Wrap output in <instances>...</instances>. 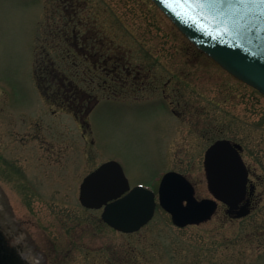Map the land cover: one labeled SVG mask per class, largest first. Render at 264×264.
I'll list each match as a JSON object with an SVG mask.
<instances>
[{"label":"rangeland","instance_id":"rangeland-1","mask_svg":"<svg viewBox=\"0 0 264 264\" xmlns=\"http://www.w3.org/2000/svg\"><path fill=\"white\" fill-rule=\"evenodd\" d=\"M84 1L104 41L121 48L126 70L139 71L138 79L125 78L124 91L114 86L121 98L98 93V103L84 113L87 128L85 119L82 127L46 101L35 83L34 51L47 24L48 2L0 0L1 156L28 160L24 171L39 181L31 162L37 158L34 146L13 140L15 131L35 133L21 118L37 113L49 126L50 142L56 147L63 141L59 154L65 165L57 181L44 185L47 193H58L53 207L30 197L14 178L0 179L17 220L39 248L60 246L57 264H264V95L199 52L151 0ZM68 61L61 66L68 69L73 60ZM216 139L238 143L251 168L256 195L250 196L253 208L246 217H227L221 205L208 221L179 229L157 206L148 224L126 235L105 226L100 210L79 203L80 185L107 161L120 164L131 186L157 193L162 173L174 171L194 184L198 198H208L203 156Z\"/></svg>","mask_w":264,"mask_h":264},{"label":"water","instance_id":"water-1","mask_svg":"<svg viewBox=\"0 0 264 264\" xmlns=\"http://www.w3.org/2000/svg\"><path fill=\"white\" fill-rule=\"evenodd\" d=\"M153 2L198 50L235 78L264 94V0ZM204 167L208 189L215 199L229 207L226 214L233 218L246 217L250 213L248 201L237 208L242 200L246 174L230 144L215 143L207 152ZM127 189L128 182L121 167L109 162L83 181L80 202L89 208L105 205L104 222L116 230L134 232L152 218L156 204L153 193L142 187L120 197ZM158 193L161 207L171 215L177 227L205 222L217 208L213 200L197 201L191 185L176 173L164 176ZM112 199L115 201L107 203ZM6 258L3 256L0 264H17L14 259Z\"/></svg>","mask_w":264,"mask_h":264},{"label":"trees","instance_id":"trees-1","mask_svg":"<svg viewBox=\"0 0 264 264\" xmlns=\"http://www.w3.org/2000/svg\"><path fill=\"white\" fill-rule=\"evenodd\" d=\"M47 2V24L34 51V79L46 101L79 120L95 104L98 93L113 95L117 92L114 86L121 85V91L125 78L139 74L126 70L121 48L104 41L97 19L88 16L84 0ZM69 57L73 65L67 69L63 64H69Z\"/></svg>","mask_w":264,"mask_h":264},{"label":"flooded vegetation","instance_id":"flooded-vegetation-1","mask_svg":"<svg viewBox=\"0 0 264 264\" xmlns=\"http://www.w3.org/2000/svg\"><path fill=\"white\" fill-rule=\"evenodd\" d=\"M139 74L137 69L134 70ZM133 71V72H134ZM128 74V73H127ZM136 74V75H137ZM121 76V75H120ZM128 76V75H127ZM136 76H132L131 78H135ZM125 86V84H124ZM122 95L118 92H113L114 97ZM108 97V95H106ZM137 98V97H133ZM0 113L1 109H0ZM5 115V114H4ZM8 117H11L12 114L8 113ZM37 113L33 114L29 117V119L22 120V123L28 124L30 129H36L35 133L26 131L22 133H18L15 131L14 143H19L20 145L29 146L33 145L35 149V153L37 154L36 160H31L34 164L32 166L34 174L38 177L40 181L37 182L31 178L24 170L26 169L24 163L26 164L28 160H16L14 162L10 160H5L1 154L3 153L2 146L4 147V142L2 141V137L0 136V179L12 177L19 183L22 187H24L25 192L29 194L30 197H34L40 202H44V204H48L50 206H56L57 199L52 198L58 193L52 191L51 193H47L45 191L44 185L52 184L57 179L60 178V171L62 172L64 168V159L60 156V152L63 151V141H58L56 143V147L54 146V142H50L49 140V126L47 123H40V120L36 118ZM2 115H0L1 117ZM35 118V119H34ZM34 119V120H33ZM1 121L0 123H3ZM16 125V124H15ZM14 125V126H15ZM27 125V126H28ZM13 126V127H14ZM53 149L55 150V156L53 155ZM50 152V153H49ZM242 153V152H241ZM51 154V155H50ZM248 170V186H247V194L246 199L248 200L250 209L253 208L252 198L255 197V190H251L250 188L253 186L252 171L251 168L246 164ZM53 171L52 175L53 179H50V171ZM56 171L58 174L54 173ZM60 173V174H59ZM43 187L44 191L40 188ZM253 189V187H252ZM251 190V191H250ZM251 192V194H250ZM255 200V198H254ZM225 208V207H224ZM16 214L14 212V205L12 204L11 198L8 193L5 192L3 187L0 184V259L2 257H7L8 259H14L17 261V264H49L50 257L52 256V264H57L60 262L61 253L58 251H62L60 246H58L55 242H51L52 251L49 249L39 248V245L36 243L32 234L25 227L24 223L17 220ZM45 235V233H44ZM54 254V257H53ZM6 258V259H7ZM5 263L4 261H2ZM7 264V263H5Z\"/></svg>","mask_w":264,"mask_h":264}]
</instances>
